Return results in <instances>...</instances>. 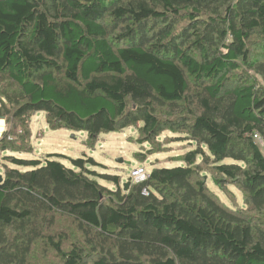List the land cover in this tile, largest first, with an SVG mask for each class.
Wrapping results in <instances>:
<instances>
[{"label":"trees","instance_id":"trees-1","mask_svg":"<svg viewBox=\"0 0 264 264\" xmlns=\"http://www.w3.org/2000/svg\"><path fill=\"white\" fill-rule=\"evenodd\" d=\"M254 36L264 43V0H0V80L17 87L5 95L27 128L23 146L6 132L0 150L33 153L27 118L42 111L53 130L85 131L91 147L129 126L143 144L171 130L200 146L127 190L121 175L88 168L92 157L69 166L13 154L0 181V264H30L56 212L79 221L90 247L48 238L62 264H264V62L253 60ZM245 68L259 76L242 78ZM167 105L178 114L158 111ZM198 157L228 198L230 186L244 193L247 210L209 186Z\"/></svg>","mask_w":264,"mask_h":264},{"label":"rangeland","instance_id":"rangeland-1","mask_svg":"<svg viewBox=\"0 0 264 264\" xmlns=\"http://www.w3.org/2000/svg\"><path fill=\"white\" fill-rule=\"evenodd\" d=\"M253 39L254 41L251 44L255 52L253 54V60L259 64L264 62V43L260 36H254ZM249 75L259 76L255 70H249L248 68L243 69L241 77L247 78ZM1 79L0 107L2 104L3 106H8L2 110L3 116H0V138L8 132L9 141H12L18 146H23L20 135L24 134L27 128L18 127V124H23L17 122L18 120L13 117L12 114L15 110V105H12V103L8 101L7 95H5L7 90V94H14L17 91V87L7 79L3 77ZM260 80L262 81L261 78ZM183 104L185 105V103ZM186 104L188 105L187 102ZM192 106H194V104ZM161 110L162 113L167 115L178 114V111H173L169 105L165 106L164 109L158 108V111ZM27 119L28 125L30 126L29 129L32 132L31 136L34 151L33 153H14L11 150H0V174L3 178L9 165L13 164L12 156L14 154L19 158H39L44 162H46L47 158H55L69 166L72 165L71 158L82 157L89 159L92 157L96 164L94 165L88 162V168L94 169L100 174L121 175L122 184L125 180L129 182L130 178L131 182H139L137 178L131 175L133 169L136 167L145 166L151 171L155 166L174 167L182 164L184 165V154L189 150L200 147L196 142H193L187 134L175 133L171 130H164L153 146L149 143L143 144L139 142L141 134L135 126H129L121 132L103 134L97 144L91 147L86 142L87 133H85V131L73 133V131L64 128L58 130L50 128L47 124L45 112L43 111L34 113L31 118L28 117ZM140 124L142 123L137 125L139 126ZM17 135H19V137ZM25 135L26 134H24V136ZM257 139L260 140V138ZM148 150H151V152ZM204 150L209 153L205 146ZM139 155L142 156L140 157ZM200 161L203 168L202 173L205 175L204 178L209 186L230 206H234V208L241 210H247V208H241L246 207L244 193L235 186H230L231 192L227 193L230 197L228 198L214 183L212 177L213 171L210 168L211 164L205 163L201 157H198V162ZM225 162H233V160L227 158ZM22 169L24 170V168ZM102 181L112 188L116 186L112 181ZM44 219L46 224L41 230L44 235L36 244V251H34L30 257V264H62L61 259L52 251V248L49 246L46 247L45 245V242L50 237H53L57 241L61 239L62 246L66 249H70L74 245L90 249L87 245L89 243L84 228L73 216L62 212H56L45 216ZM40 225L42 227L41 223Z\"/></svg>","mask_w":264,"mask_h":264},{"label":"built area","instance_id":"built-area-1","mask_svg":"<svg viewBox=\"0 0 264 264\" xmlns=\"http://www.w3.org/2000/svg\"><path fill=\"white\" fill-rule=\"evenodd\" d=\"M257 137V135H256ZM259 138V137H257ZM150 171L145 166H138L135 169H133L131 175L134 178H137L138 181L147 179L149 177ZM146 191L144 190V193Z\"/></svg>","mask_w":264,"mask_h":264},{"label":"water","instance_id":"water-1","mask_svg":"<svg viewBox=\"0 0 264 264\" xmlns=\"http://www.w3.org/2000/svg\"><path fill=\"white\" fill-rule=\"evenodd\" d=\"M2 180H3V176L0 174V181H2ZM130 183H131L130 181L125 182V186H124L125 190H127L129 188Z\"/></svg>","mask_w":264,"mask_h":264},{"label":"bare ground","instance_id":"bare-ground-1","mask_svg":"<svg viewBox=\"0 0 264 264\" xmlns=\"http://www.w3.org/2000/svg\"><path fill=\"white\" fill-rule=\"evenodd\" d=\"M0 131H1V129H0ZM147 193V192H146Z\"/></svg>","mask_w":264,"mask_h":264}]
</instances>
